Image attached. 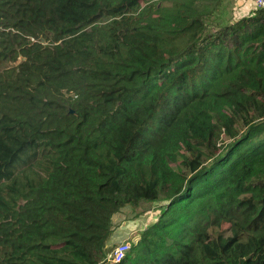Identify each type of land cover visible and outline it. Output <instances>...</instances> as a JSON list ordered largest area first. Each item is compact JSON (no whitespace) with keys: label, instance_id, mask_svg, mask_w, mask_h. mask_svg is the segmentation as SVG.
<instances>
[{"label":"trees","instance_id":"16d2710c","mask_svg":"<svg viewBox=\"0 0 264 264\" xmlns=\"http://www.w3.org/2000/svg\"><path fill=\"white\" fill-rule=\"evenodd\" d=\"M219 3L0 0V264H264V10Z\"/></svg>","mask_w":264,"mask_h":264},{"label":"rangeland","instance_id":"374dc122","mask_svg":"<svg viewBox=\"0 0 264 264\" xmlns=\"http://www.w3.org/2000/svg\"><path fill=\"white\" fill-rule=\"evenodd\" d=\"M165 5V3H163ZM161 3H158L160 6ZM235 5L230 4V0H220L215 12L210 16L206 23L210 25V29L223 27L237 19H235ZM166 204L159 202H142L136 207L126 206L116 213L112 218V233L106 242L107 258L116 246L122 242L129 243L130 250L135 246L136 242L141 238L144 230L154 225ZM227 224L222 226V231L226 230ZM177 240L180 239L183 232L181 227L174 230ZM170 242L167 239V244Z\"/></svg>","mask_w":264,"mask_h":264},{"label":"built area","instance_id":"2783aa9c","mask_svg":"<svg viewBox=\"0 0 264 264\" xmlns=\"http://www.w3.org/2000/svg\"><path fill=\"white\" fill-rule=\"evenodd\" d=\"M247 2V1H246ZM237 16L239 18L246 17L257 10H264V0H248V5L245 3L242 7H237ZM130 251L129 243L122 242L116 246L111 252L109 260L113 263H119L125 255Z\"/></svg>","mask_w":264,"mask_h":264},{"label":"crops","instance_id":"0c3cea01","mask_svg":"<svg viewBox=\"0 0 264 264\" xmlns=\"http://www.w3.org/2000/svg\"><path fill=\"white\" fill-rule=\"evenodd\" d=\"M247 1V2H246ZM245 3L248 5V0H230V4H234L236 7L234 9L235 16H237V7H242L245 5ZM235 19H239V17H235Z\"/></svg>","mask_w":264,"mask_h":264},{"label":"water","instance_id":"95a60500","mask_svg":"<svg viewBox=\"0 0 264 264\" xmlns=\"http://www.w3.org/2000/svg\"><path fill=\"white\" fill-rule=\"evenodd\" d=\"M40 42H41V43H44V40H43V39H40ZM22 60H23V59H22Z\"/></svg>","mask_w":264,"mask_h":264}]
</instances>
